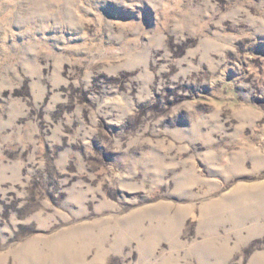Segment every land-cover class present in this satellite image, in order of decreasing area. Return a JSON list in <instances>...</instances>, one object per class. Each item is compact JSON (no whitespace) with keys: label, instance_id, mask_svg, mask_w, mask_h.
Masks as SVG:
<instances>
[{"label":"rangeland","instance_id":"obj_1","mask_svg":"<svg viewBox=\"0 0 264 264\" xmlns=\"http://www.w3.org/2000/svg\"><path fill=\"white\" fill-rule=\"evenodd\" d=\"M0 264H264V0H0Z\"/></svg>","mask_w":264,"mask_h":264}]
</instances>
